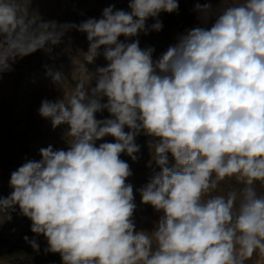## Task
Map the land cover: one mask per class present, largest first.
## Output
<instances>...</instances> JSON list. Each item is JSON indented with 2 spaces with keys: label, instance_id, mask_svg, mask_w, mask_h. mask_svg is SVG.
<instances>
[{
  "label": "clouds",
  "instance_id": "clouds-1",
  "mask_svg": "<svg viewBox=\"0 0 264 264\" xmlns=\"http://www.w3.org/2000/svg\"><path fill=\"white\" fill-rule=\"evenodd\" d=\"M29 3L0 0V77L73 28L86 33L84 59L106 64L84 68L67 102L41 101V117L68 126V148H41L39 161L13 171L0 214L11 219L18 206L63 264H246L254 255L261 264L264 0L196 3L200 23L155 59L132 38L161 31L159 15L178 12L179 0H128V11L109 5L79 25L37 23ZM142 133L159 169L136 190L160 214L151 232L136 228L133 173L120 158L138 160ZM105 137L114 142L97 146ZM224 181L237 186L222 192Z\"/></svg>",
  "mask_w": 264,
  "mask_h": 264
},
{
  "label": "rangeland",
  "instance_id": "rangeland-1",
  "mask_svg": "<svg viewBox=\"0 0 264 264\" xmlns=\"http://www.w3.org/2000/svg\"><path fill=\"white\" fill-rule=\"evenodd\" d=\"M205 0H179V10L174 13H161L158 17L163 28L159 32L150 31L147 35L141 33L138 39L141 48L154 47L153 58H158L170 45L177 43L178 38L200 23L198 13L194 10L196 3ZM213 7L218 6V0H211ZM109 5L116 9L128 11V0H30L29 15L37 23L55 21L57 24H75L89 18L99 19L102 10ZM155 20L150 18V26ZM124 40V37H120ZM130 42V41H129ZM51 47V52L38 50L35 53L19 59L0 77V196L7 197L11 191L9 187L10 174L18 169L26 160L39 161V150L51 145L53 150H67L66 132L68 126L52 127L51 120L39 115L41 101L48 99L57 101L67 99L75 90L76 83L84 79V68L94 72L97 66H103L106 61L102 56L88 63L84 55L88 52L89 42L86 33L75 28L68 31L59 45ZM61 74L59 82L53 76ZM108 113L97 114V119L108 117ZM127 130V129H126ZM153 138L143 133L137 136L136 143L140 151L136 154L137 161H132L127 154H121V159L128 162L132 176L126 183L134 189L136 210L134 222L136 228L151 232L159 218L150 205L141 203L139 192L136 191L146 184L153 170L158 171L149 146ZM114 142L112 137H105L97 141ZM171 160V157H170ZM235 181H224L221 191L236 187ZM258 193H264V188L257 185ZM11 219L0 214V264H63L59 253L46 252L47 240L43 235L31 231V221L20 214L18 206L10 213ZM35 240L39 251L34 250L29 242ZM258 256L247 261L246 264H257ZM264 264V261L261 262Z\"/></svg>",
  "mask_w": 264,
  "mask_h": 264
}]
</instances>
